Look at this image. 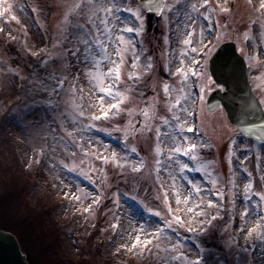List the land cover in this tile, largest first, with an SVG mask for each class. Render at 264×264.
<instances>
[{"label":"rangeland","instance_id":"obj_1","mask_svg":"<svg viewBox=\"0 0 264 264\" xmlns=\"http://www.w3.org/2000/svg\"><path fill=\"white\" fill-rule=\"evenodd\" d=\"M18 2L35 18L34 21L30 17L41 37L36 44L49 46L50 53L38 59L39 65L35 67L33 60L25 58L21 49L29 33L24 35L17 27L18 22H11L18 29V38L13 44L17 43L21 56L18 61H13L6 57L12 49L6 46L0 49V91H11L10 88L16 85L14 81L27 78L33 71L32 79L25 80L28 90L42 91L46 95L35 94L28 110L22 102L15 110L16 122L4 125L9 140L0 142V189L4 182L12 181V178L6 180L10 175L22 179L19 171L16 177L9 170L11 155L18 170L23 172L24 165L31 160L32 151L40 149L45 156V149L42 171L37 173L41 178L37 177L36 188L27 194L28 205L38 204L46 208L45 205L52 207L55 202L60 203L59 209L44 221L42 235L38 234L40 226L33 225V233L26 228L27 221L17 219L14 229L16 232L21 229V237H18L22 249L32 253L28 254L30 261L33 264H64L75 262L80 253L90 255L94 260L95 246L101 239L107 242L108 237L97 231V238H92L94 243L88 245L86 239L92 226L95 223L105 227L112 222L107 232L112 242L107 245V251H103V258L118 264L139 263L149 245L147 242L163 227L150 217L160 218L167 226L172 216L181 217L183 225L178 230L185 232L188 222L193 220L187 207L198 211L194 200L198 195L191 182L194 177L199 179L205 175L212 184L211 190L216 193L224 189L230 202L225 203L228 211L222 221L214 219L204 234L192 237L195 245L193 257L199 259V264H264V202L260 201V196L264 195V148L238 138L222 110L210 114L205 111L204 98L212 89L206 69L207 59L190 50L197 46L198 52L204 51V54L211 49L212 53L220 43L233 41L248 67L251 88L264 108V9H261L264 0H207L206 4L205 0H168L156 20L158 29L152 36L148 32L152 20L141 13L135 0H122L125 5L120 9H128L124 16L128 18L122 20V28L133 27L135 37L120 32L112 22L113 18L110 24L115 27L112 40L115 42V37L122 34L125 44L129 45L116 89L127 99L120 104L119 112L113 109L109 118L99 121L90 119L93 115H100V105L98 89L88 74L96 71L98 61L103 72L110 65L103 62L104 53L96 47V39H108L106 34L97 37L92 27L96 10L87 6L88 0ZM94 2L99 4L101 0ZM103 2L111 6L109 0ZM192 4L197 5L198 11L192 10ZM225 8L227 12L222 11ZM137 12L140 19L134 15ZM189 15L196 17L194 23L188 22ZM204 16L210 17L211 23ZM24 22L29 28V21ZM189 32L193 33L191 39L194 43L185 45L183 41L189 38ZM79 43L84 46V52L78 51ZM132 46L138 60H134ZM114 51L113 45L108 44L109 55L116 59ZM193 57L202 60L194 69L189 62ZM181 60H184L183 65ZM180 67L189 72L203 71L204 75L198 77L189 74V78H195L197 82L195 94L189 91V80L184 82L183 76L177 73ZM54 77L67 84L64 82L60 88L59 80ZM165 85H168L167 92ZM202 87L204 92H201ZM54 88L60 90L53 91ZM176 99L181 100L182 108L170 111ZM115 102L106 99L104 108ZM47 104H53L52 109ZM25 111L29 112V118ZM79 111L84 112V117L79 116ZM173 115L181 116L179 123L185 129L195 127L193 134L198 129L201 134L198 140L204 148L197 152L190 174L172 165L174 154L169 151L168 143H175L170 149L172 152L177 146L183 149L189 146L178 134ZM31 116L38 121L32 123ZM183 116H188V120ZM166 120L168 124L164 123ZM89 124L91 128H88ZM103 136L116 138L119 143L115 147L118 149L109 146L108 138ZM231 136H234L232 140ZM134 168L139 171H133ZM249 184L252 185L249 192L252 198L246 202L244 193ZM208 194L201 191L200 196ZM177 196L180 204L176 203ZM186 197L189 198L187 205L183 203ZM215 197L219 202L220 197ZM95 201L97 205L92 206ZM246 208L247 216L244 215ZM87 209L91 210L85 213ZM157 212L159 215L154 214ZM234 215L239 219L237 225L234 224ZM5 223L10 226L8 220ZM175 226L173 223L169 229H175ZM9 229L12 231V226ZM173 233L169 235L170 239ZM137 235L141 237V243L133 247ZM156 251L160 253L152 256L153 264H173L168 259L169 252H166L167 256L161 249L151 253ZM186 252L193 253L184 249ZM98 257L94 262L101 261ZM178 258L177 264H196L194 259L183 254Z\"/></svg>","mask_w":264,"mask_h":264},{"label":"snow or ice","instance_id":"obj_2","mask_svg":"<svg viewBox=\"0 0 264 264\" xmlns=\"http://www.w3.org/2000/svg\"><path fill=\"white\" fill-rule=\"evenodd\" d=\"M122 2V0H109V3L111 6H108V4L104 3L103 0H101V2L99 4L95 3L94 0H88V4L87 6L95 9L96 11L94 12V15L96 17L95 21L92 22V27L98 36L101 35H107L108 39L107 41H103L100 39H96V47H98L100 49V51H102L104 53V57H103V62L110 65L107 68L106 72H103L100 70V62L98 61L96 63V71L94 72H89V77L92 81H94L95 83V87L98 89V94H99V105H100V115H93L90 117L91 120L93 121H99L101 119H107L109 118V113L115 109L117 110V112H119L120 110V104L123 103V101L125 99H127V97L121 93L120 91L116 90L117 89V85L121 79V65L124 62V56L127 54V52L129 51V45L125 44V40H124V36L118 35L115 37V42L112 40V34L115 31V27L113 25L110 24V21L113 17V15L117 14L118 11H127L128 9H120L119 8V3ZM7 3V0H0V5H3ZM207 3V0H205V4ZM145 7H147L150 11H155L156 13H162L164 8L166 7L165 4V0H147V3L144 5ZM12 5L8 4L7 7H2L0 8V16H3L6 12L10 11ZM191 8L193 11H198L197 9V5L196 4H192ZM261 9H264V3H261ZM222 11L227 12L228 9H222ZM134 15L136 16L137 19H140V14L139 12L134 13ZM12 19H15V17H12ZM205 20H208L211 23L210 17L208 16H204ZM196 20V17H193L191 15H189L188 17V22L189 23H194ZM117 23H119V21H117ZM121 32H128L131 33L134 31L133 27H124L122 29H120ZM210 31V30H209ZM193 33L189 32L188 33V39H185L183 41V43L185 45H192L194 42L191 39ZM85 43H89V40H85ZM108 44H112L115 51H114V55L116 57V59H113L111 55H109L108 52ZM123 46V47H121ZM215 46V45H214ZM191 53L197 54L198 56L200 55V53L198 52V47L197 46H192L191 47ZM75 54V53H73ZM132 55L134 57V60H138L139 56L136 53L134 46H132ZM211 55V49H208V51L206 53L203 54V59L206 60L208 56ZM185 58H188V54L185 53L184 54ZM190 64L192 65H200L202 60L198 59V58H190L189 59ZM181 65L184 64V60L180 61ZM133 68L136 67V64L133 63ZM177 73L181 74L183 76V80L184 82H187L188 77H189V71H186L184 67H180L177 69ZM191 75L192 76H201L204 75L203 71L200 70L198 71H191ZM130 79L132 77H129ZM54 79L59 80L60 83V88H62L64 81L60 80L57 77H54ZM210 79V78H208ZM106 81H108V83L106 84ZM60 88H54L53 91H59ZM168 90V85H165V91L167 92ZM205 88L202 87L201 88V92H204ZM202 98V97H201ZM115 100L117 102L115 103H111L109 105V107L107 109L104 108V102L105 100ZM185 99H187V97H185ZM181 106V100L180 99H176L175 100V104L172 106V108H170L169 110L172 111L173 108H178ZM182 111H187L186 109H181ZM144 115H147V112H144ZM188 115H191V113H188ZM79 116L80 117H84V112L83 111H79ZM174 119L177 121V125H176V130L178 132V134L185 140L187 141V137L184 135L185 132H194V128L192 127H187L186 129L184 128L183 124L179 123V116H174ZM165 124H168L169 121H165ZM92 125L89 124L88 128H91ZM264 127V126H262ZM127 134V133H125ZM69 135L71 136L72 134L69 133ZM197 148L196 144H190L187 148L183 149V151L181 150V147L177 146L174 151L176 153H179L181 155L184 156H188L189 154H191L192 152H194V150ZM133 151H135V149H133ZM99 158V157H98ZM192 160L196 159V156H191ZM106 160V158H105ZM185 169H189V165L187 164H183L181 167V171L185 170ZM199 171V169H197ZM133 171H139V169L134 168ZM252 185L249 184L246 187L245 193H244V197H245V201H250L251 200V196L249 195V192L251 191ZM193 191L199 196L201 193V190L199 187H193ZM218 198L223 196V193L221 192H216L214 193ZM134 199V198H133ZM165 201H167V196L165 195ZM260 201L264 202V195L260 196ZM176 203L180 204L181 200L179 199V196H177L176 199ZM183 203L185 205H187L189 203V198L186 197L183 201ZM196 208H199L200 205L196 204L195 205ZM208 207H213V204L211 202V200H209L208 203ZM256 208H259V205L256 206ZM194 208L193 207H187V212L188 213H193ZM168 213L171 216L172 214V209L169 207L168 208ZM155 215H159V213H154ZM196 216H202L204 215V213L201 212H196L195 213ZM245 216L248 215V211L246 208V211L244 213ZM212 219H216L215 216L212 217ZM179 224V225H183V219L181 217H176V216H172L171 220L169 221L168 227H171L172 224ZM257 227H259V222L257 223ZM159 231V230H158ZM188 231H192V229H188ZM141 243V237L139 235L136 236V240L133 243V247L136 246V244ZM147 243H151V240H149ZM196 264H199V261L196 262Z\"/></svg>","mask_w":264,"mask_h":264},{"label":"water","instance_id":"obj_3","mask_svg":"<svg viewBox=\"0 0 264 264\" xmlns=\"http://www.w3.org/2000/svg\"><path fill=\"white\" fill-rule=\"evenodd\" d=\"M139 3L146 12L159 14L144 6L147 0H139ZM209 69L217 86L224 87L225 91L215 90L208 99V107L213 110L221 104L227 120L238 130L248 138L264 142V115L250 91L242 58L236 54L233 44L219 47L210 60ZM0 264H28L15 237L4 231H0Z\"/></svg>","mask_w":264,"mask_h":264},{"label":"trees","instance_id":"obj_4","mask_svg":"<svg viewBox=\"0 0 264 264\" xmlns=\"http://www.w3.org/2000/svg\"><path fill=\"white\" fill-rule=\"evenodd\" d=\"M35 30L36 29H34V31ZM39 39H40L39 36H36L32 32V39L29 38L28 40L29 45H31V41L38 42ZM11 162H15L14 158L12 159ZM0 167H1V164H0ZM9 170L11 173L15 175L16 172L18 171V168L16 164L11 163L9 165ZM11 178H12V181L4 182V184L2 185L0 189V225H5L7 227L12 226L13 232H15L16 235L21 237V235H19L21 233V229L18 228L16 232L14 227L17 225V219L23 218L25 221L28 222L27 224H29L26 227L27 229H30L32 231L33 225L40 226L38 228V230L40 229V232L38 234L42 235L41 228L43 227L44 221L46 220V218L50 216V213L54 212L55 209H50V207L46 205H45L46 206L45 208L44 206L38 205V204L36 206L29 207L28 201H27V194L32 189L31 184L29 182H25L24 180H22L23 178L22 179L18 177L15 178L13 175H10L6 180H10ZM6 220L9 221L10 226L6 225L5 223ZM95 237H97V235L95 233H92L90 238L86 239V241L88 242V245L89 244L92 245L93 243L92 238H95ZM87 249L92 250L89 247H87ZM98 251H99V246H95V249L93 251L95 255L94 256L95 259L98 257V253H99ZM88 259H89L88 261H84V262H78V263L77 262H65L64 264H99V262L97 261L94 262L95 259L93 260V258H91L90 255H88ZM145 264H151V262L147 261L145 262Z\"/></svg>","mask_w":264,"mask_h":264}]
</instances>
